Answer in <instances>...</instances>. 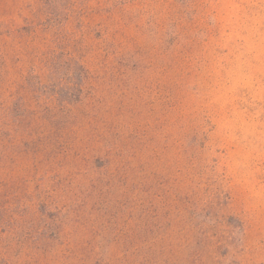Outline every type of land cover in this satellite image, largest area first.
Returning <instances> with one entry per match:
<instances>
[{
  "label": "rangeland",
  "instance_id": "374dc122",
  "mask_svg": "<svg viewBox=\"0 0 264 264\" xmlns=\"http://www.w3.org/2000/svg\"><path fill=\"white\" fill-rule=\"evenodd\" d=\"M0 264H264V0H0Z\"/></svg>",
  "mask_w": 264,
  "mask_h": 264
}]
</instances>
